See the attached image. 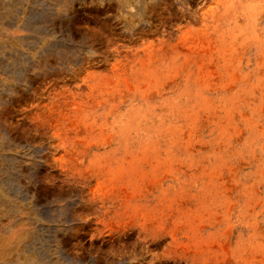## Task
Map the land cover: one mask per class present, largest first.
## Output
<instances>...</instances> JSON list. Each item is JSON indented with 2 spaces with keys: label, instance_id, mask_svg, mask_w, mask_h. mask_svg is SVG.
<instances>
[{
  "label": "rangeland",
  "instance_id": "374dc122",
  "mask_svg": "<svg viewBox=\"0 0 264 264\" xmlns=\"http://www.w3.org/2000/svg\"><path fill=\"white\" fill-rule=\"evenodd\" d=\"M145 12L125 33L112 12L80 10L98 51L30 97L43 148L29 240L59 227L63 206L84 221L56 235L83 263L264 264V0H146Z\"/></svg>",
  "mask_w": 264,
  "mask_h": 264
},
{
  "label": "bare ground",
  "instance_id": "6f19581e",
  "mask_svg": "<svg viewBox=\"0 0 264 264\" xmlns=\"http://www.w3.org/2000/svg\"><path fill=\"white\" fill-rule=\"evenodd\" d=\"M89 6L100 12H112L125 33H133L141 26L146 13V0H0V264H96L99 256L105 260L110 255L102 257L96 249L98 256L90 258V263H83L78 258L79 244H72L74 239L68 243L57 237L58 232L63 235L77 228L76 222L82 219L76 210L70 217L63 206L55 207L50 216L52 221L58 220L59 227L38 228L36 237L29 240L30 204L31 208L40 205L36 193L30 195L26 185L30 182V172L38 174L36 165L30 166V156L43 148L30 143V97L41 96V90L55 76L61 77L62 73L54 74L56 70H72L83 57L91 58L98 51L93 45L95 41L76 28L79 11ZM38 77H41L39 83ZM25 124L28 126L24 127ZM34 127L51 129L41 122L34 123ZM51 138L57 139L59 135L53 134ZM73 203L69 201L67 205ZM125 262L122 259L120 264Z\"/></svg>",
  "mask_w": 264,
  "mask_h": 264
}]
</instances>
